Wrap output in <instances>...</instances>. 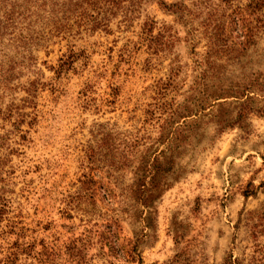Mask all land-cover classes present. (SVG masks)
Segmentation results:
<instances>
[{"label": "rangeland", "instance_id": "374dc122", "mask_svg": "<svg viewBox=\"0 0 264 264\" xmlns=\"http://www.w3.org/2000/svg\"><path fill=\"white\" fill-rule=\"evenodd\" d=\"M113 1L104 25L69 15L68 32L11 69L0 101V264H264V2L165 0L186 6L170 14ZM240 19L252 41L214 70L223 85L250 84L247 96L223 99L187 130L155 215L129 217L119 188L139 181L132 154L203 68L204 23ZM69 49L75 59L56 69ZM236 111L237 123L216 130L214 119Z\"/></svg>", "mask_w": 264, "mask_h": 264}, {"label": "trees", "instance_id": "16d2710c", "mask_svg": "<svg viewBox=\"0 0 264 264\" xmlns=\"http://www.w3.org/2000/svg\"><path fill=\"white\" fill-rule=\"evenodd\" d=\"M118 1L127 3L126 12L128 13L134 10L133 7L146 1H153L159 9L170 14L181 13L186 9L182 1L169 3L165 0ZM111 2L115 4L113 0ZM254 2L257 8L262 6L264 0ZM107 8L108 0H0V101L5 89H10L8 83L13 77L11 69H19L18 67L22 64L28 66L34 62L32 49H36L49 34L68 32L69 15L75 16L84 26H88L89 30H93L104 25ZM149 22L152 21L149 20ZM231 25L232 27L227 26L226 21L223 20L214 22L211 20L210 23H204L203 35L206 43L202 56L203 68L192 76L181 100L166 106L159 113L155 135L149 139V143L142 147L143 151H139L136 155L132 154L138 164L136 175H139V181L119 188L120 195L133 202L127 213L129 217H141L142 214L141 220L145 222L146 219L150 220V217L155 215L154 204L163 189L168 186V180L177 178V175H172V173L176 172L178 167L176 159L182 154L187 142V130L205 117L213 118L215 114H212L211 108L221 107L223 99L233 97L236 101L241 96H247L242 94L249 90L250 84L244 85L241 89L233 81L223 85L221 83L222 72L214 70L220 69V65L223 64L220 61L223 58L232 60L236 53H240V50L245 51L252 41L253 32L247 28L242 19L239 25L235 23ZM230 33L234 34L237 41L229 39ZM73 59H75V53L69 49L66 54L63 53L58 57L56 69L70 66ZM244 99L249 100L247 97ZM240 118L239 111H236L233 116L227 114L225 117L216 118L214 119L216 130L232 126ZM130 152L131 150H128L125 154L128 156ZM242 195L246 197L249 193L244 191ZM138 206L142 209L138 210ZM254 213L260 218L261 212L254 211ZM111 225L118 226L114 220ZM114 241L115 239L109 241L110 249H113ZM121 252L126 258H132V253H134L132 249L124 250L123 248ZM226 264L260 263L254 260L246 263L228 260Z\"/></svg>", "mask_w": 264, "mask_h": 264}]
</instances>
